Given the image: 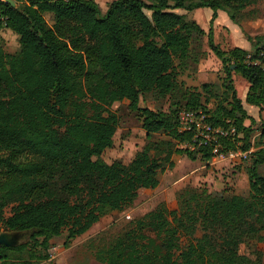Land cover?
<instances>
[{"label":"trees","instance_id":"16d2710c","mask_svg":"<svg viewBox=\"0 0 264 264\" xmlns=\"http://www.w3.org/2000/svg\"><path fill=\"white\" fill-rule=\"evenodd\" d=\"M25 1L0 0V32L13 30L20 43L18 53L0 44V233L27 238L15 247L1 244L0 264H52L54 238L65 235L68 246L103 216L131 204L141 189L157 188L167 166L175 167V155L200 154L209 163L212 146L179 130L183 109L202 110L214 125L230 120L242 136L225 139L226 149H251L260 130L247 160L248 194L186 190L176 208L160 203L96 246L95 257L105 264H263L261 248L248 254L242 246L248 239L264 243V122L255 126L232 70L249 83L246 102L264 110V70L246 61L249 52L259 57L264 51V33H246L251 50L223 49L214 36L219 11L237 24L258 0H112L105 12L94 0ZM202 7L213 10L208 32L175 11ZM45 13L53 14L52 25ZM205 35L226 72L213 111L202 92L215 96L217 85L209 82L202 91L186 90L182 107L141 105L150 92L167 96L180 88L176 67L199 59L193 43ZM124 99L142 113L148 141L129 163H108L102 155L119 125L111 106ZM158 132L164 138L152 140Z\"/></svg>","mask_w":264,"mask_h":264},{"label":"rangeland","instance_id":"374dc122","mask_svg":"<svg viewBox=\"0 0 264 264\" xmlns=\"http://www.w3.org/2000/svg\"><path fill=\"white\" fill-rule=\"evenodd\" d=\"M14 1L15 5L19 6L26 3L25 0ZM94 1L99 4L102 12H105L112 0ZM175 11L185 14L190 20L196 21L206 31L209 30L211 17L207 14L213 12L211 8L202 7L194 10L178 8ZM146 12L151 14L150 10H146ZM219 15L220 17L215 20L216 22L214 21V36L216 42L223 49H230L235 45L249 43L247 50H251L252 47L246 37V33L253 36L264 33V0H258L244 9L238 19L237 25H233L230 22L227 12L219 11ZM45 17L48 24L52 25L53 14L45 13ZM207 40V37L203 41L194 39L192 53L199 59L196 61L194 56H192L186 68L176 67L180 88L175 90L173 95L161 96L157 91L146 94L143 102L145 106L161 111L182 107L185 104L184 96L186 90L191 91L194 88H198L199 91H202V85L209 82L217 85V88H214L216 92L215 96H209L206 92H202L209 97L206 107L210 111H213L214 105L223 97L222 82L226 76V72L222 61L210 49ZM0 44L8 52L18 53L20 51L18 35L9 28L5 27L0 32ZM177 63L178 60L176 59ZM232 82L238 96L243 97L248 90L247 80L233 69ZM203 100H206L205 97H203ZM111 109L119 116V125L114 136L113 146L107 148L103 152L102 157L108 163L116 160L129 163L148 141L142 124L143 116L142 113L130 109L127 99L114 102ZM246 122L249 123L248 120ZM260 124L261 120L255 126H259ZM238 135L242 136V133ZM162 138H164V134L161 132L155 133L151 137L155 141ZM259 141V136H257L255 143ZM240 143L241 141L237 145H240ZM26 158L30 157L27 156ZM174 160L176 162L175 167L171 168L167 166L166 171L161 175V183L157 188L141 189L138 197L131 204L125 206L120 211H114L103 216L86 233L71 240L68 246L64 245L65 235L54 238L52 246L53 259L51 263L105 264L95 257L96 246L99 248L108 244L116 236L127 230L136 218L141 217L162 202L166 203L170 208H176L179 196L186 190H197L228 197L233 194L247 195L249 192V179L243 171L248 170L251 164L250 161L234 160L238 164L231 168L238 167L239 171L236 173L239 174L232 176L234 173H229L228 171H225L221 175V169L216 164L206 165L200 154L196 158L177 154L174 156ZM224 161L222 160L221 162ZM242 167L244 168L242 169ZM259 170L264 174V164L260 166ZM6 213L7 215L11 213L10 207L7 208ZM26 239L25 237L23 238L24 241ZM256 248H261L264 252V243H259L255 239H248L242 246V251L252 254ZM49 263L50 261H43L39 264Z\"/></svg>","mask_w":264,"mask_h":264},{"label":"built area","instance_id":"2783aa9c","mask_svg":"<svg viewBox=\"0 0 264 264\" xmlns=\"http://www.w3.org/2000/svg\"><path fill=\"white\" fill-rule=\"evenodd\" d=\"M67 1V0H50ZM246 61L254 66H259L264 70V51L259 57H255L249 52ZM179 130L181 132H191L195 138H199V144L212 146L213 159L215 160H242L247 161L253 149L245 150L237 148L226 149L224 140L238 135L237 128L230 120L227 125H214L202 110L183 109L179 114Z\"/></svg>","mask_w":264,"mask_h":264},{"label":"crops","instance_id":"0c3cea01","mask_svg":"<svg viewBox=\"0 0 264 264\" xmlns=\"http://www.w3.org/2000/svg\"><path fill=\"white\" fill-rule=\"evenodd\" d=\"M212 14H213V12L212 13H210L209 12V14H207V15H209V17H212ZM220 17V15H218V17L216 18V19H218ZM211 19V18H210ZM216 22V21H215ZM230 22L233 24V25H237V24H235L231 19H230ZM215 26H216V23H215ZM230 26V25H229ZM202 28H204L203 26H202ZM205 29V28H204ZM205 31H206V29H205ZM206 32H208V31H206ZM205 37H207L206 35L203 37V40H204V38ZM207 39H208V37H207ZM207 42H208V40H207ZM236 46H238V47H241V48H244V49H248L249 48V43H244V44H240V45H235V46H233V47H231V48H234V47H236ZM230 48V49H231ZM226 50H229V49H226ZM248 82V81H247ZM248 90H249V83H248ZM248 90H247V92H246V94H244V96L242 97V96H240L239 95V97L242 99V101H243V105H244V107H245V109L247 110V112H248V114L250 115V116H252L253 118H255L256 119V121L257 122H259L260 120L261 121H263L264 122V110H261V108L259 107V106H257V105H252V104H249V103H247L246 102V97H247V93H248ZM263 119V120H262ZM249 121V123L248 122H246V121ZM259 120V121H258ZM246 121H245V124L246 125H249L250 124V119H246ZM258 127V126H257ZM260 134H261V132H260V130H257V132L254 134V136H253V138H252V149L254 150L255 149V138L257 137V136H260ZM175 161V160H174ZM208 164H216V165H218L217 167L219 168V169H221V171H220V173H221V175H223V173H225V171H228L229 173H234L232 176H237L239 173H236V172H238L239 171V168L237 167V168H231V167H234V165H236V164H238V163H235L234 161H229V160H225L224 162H221V161H219V160H215V159H212L209 163H206V165H208ZM175 165H176V162H175ZM224 167H226L225 169H224ZM241 168V167H240ZM244 167H242V169H243ZM244 173H245V175L247 176V178L249 179V176H248V171H243ZM243 172H241V173H243Z\"/></svg>","mask_w":264,"mask_h":264},{"label":"water","instance_id":"95a60500","mask_svg":"<svg viewBox=\"0 0 264 264\" xmlns=\"http://www.w3.org/2000/svg\"><path fill=\"white\" fill-rule=\"evenodd\" d=\"M12 5H15L14 0H5ZM144 102L143 96H141L140 104L142 105ZM25 236L24 232H9V231H2L0 233V245H6L9 247H15L23 242V238Z\"/></svg>","mask_w":264,"mask_h":264}]
</instances>
